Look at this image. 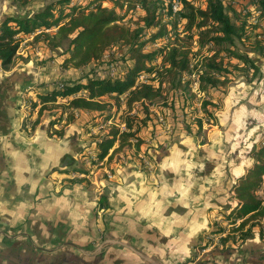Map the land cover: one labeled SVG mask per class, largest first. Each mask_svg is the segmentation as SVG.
Masks as SVG:
<instances>
[{"label": "crops", "instance_id": "obj_1", "mask_svg": "<svg viewBox=\"0 0 264 264\" xmlns=\"http://www.w3.org/2000/svg\"><path fill=\"white\" fill-rule=\"evenodd\" d=\"M42 46L28 45V60L18 55L9 71L0 63V264H264L258 229L225 247L212 235L215 223L225 225L218 212L237 204L236 181L255 162L232 135L245 116L241 88L206 142L164 132L146 144L149 166L133 151L93 164L96 113L52 125L59 110L30 107L37 94L83 76ZM253 128L249 135L262 132Z\"/></svg>", "mask_w": 264, "mask_h": 264}, {"label": "trees", "instance_id": "obj_2", "mask_svg": "<svg viewBox=\"0 0 264 264\" xmlns=\"http://www.w3.org/2000/svg\"><path fill=\"white\" fill-rule=\"evenodd\" d=\"M114 1L115 7H108L101 0H79L77 3L60 0L58 3H47L41 10L23 17L6 16L0 23V63L6 71L14 65L24 41L22 36L27 35H34L35 42L43 41L52 51L62 49L63 44L69 41V50L64 53H69V57L63 55V69H79L91 63L99 65L106 50L120 44L129 47L133 65L127 68L123 77L92 78L88 74L78 81H65L60 88L45 95H36L38 102L30 107L36 108L39 103L40 114L48 110L49 106V110H59L54 114L57 118L51 122L52 125L65 119L67 126L75 121L81 111L97 113L96 119L100 120L105 117V112L120 106L123 96L127 98L128 110H132L135 104L144 106L146 103H153L162 97V89L166 83L175 86L190 85L188 81L184 83L183 78L193 73L191 47L185 43L175 44L144 53L145 45L139 44L142 31H132L120 25L121 18L117 9L125 6L129 10L139 8L145 13L140 22L146 29L155 30L151 38L153 42L166 38L173 31L178 32L180 37L181 33L190 34L195 29L197 34L191 36H198L200 46L219 47L203 58L202 67L195 74L200 92L207 93L209 89L227 86L232 81L231 76L235 78L244 75L249 82L259 76L260 68L256 61L236 50L244 28L233 23L222 0H207L204 7L196 6L193 0H181L182 8L178 13L172 10L173 0ZM23 2L26 4L28 0ZM258 3L264 9V0H258ZM58 5L61 7L56 9ZM181 21L186 22L184 31L178 30ZM55 28V33L48 32ZM221 47L225 48L223 50L228 54L227 59H236L242 66L233 65L231 61L225 64ZM160 57L161 67L152 65ZM144 74L158 76V86L148 83L138 85L139 77ZM78 94L82 95L77 96ZM208 104H204L203 111L213 119L215 117L207 108ZM146 114H149L148 109ZM137 121V117L126 115L122 123L124 129L114 125L108 132L93 136L96 153L92 163L103 162L108 157L110 160L126 146L133 147L137 154L154 162L151 148L142 149L145 139L139 136L141 126L136 125ZM202 122V119L197 121L199 130L202 129ZM97 124L98 122L93 126ZM55 134L63 136L64 129ZM112 149L113 153L110 155ZM251 157L255 162L238 178L233 187L237 204L228 205L218 212L225 225L215 223L217 229L212 235L222 236L220 243L223 247L229 242L242 244L252 239L257 229L259 235L264 237V142L254 148ZM106 199L104 195L100 198L102 208L108 206Z\"/></svg>", "mask_w": 264, "mask_h": 264}, {"label": "rangeland", "instance_id": "obj_3", "mask_svg": "<svg viewBox=\"0 0 264 264\" xmlns=\"http://www.w3.org/2000/svg\"><path fill=\"white\" fill-rule=\"evenodd\" d=\"M58 1L60 0H28V2L24 4L23 0H0V19L4 20L6 16L23 17L28 14H33L34 12L41 10L47 3H58ZM71 1L72 3H77L79 0ZM193 1L195 2L196 6L204 7L207 3V0ZM222 1L227 3L226 8L232 18L233 23L238 27L244 28L242 38L237 41L236 50L242 54H247L250 58L256 61L260 68L259 76L253 82H249L244 75H239L235 78H232L231 76L232 81L227 86L209 89L207 93L200 92L198 85L196 84L197 76L195 74L197 73V70L201 69L203 58L211 55L212 51L219 49V47L200 46V44L197 42L198 36H191L197 34V30L195 29L190 34L181 33L180 37H178V32L173 31L166 38L153 42L151 38L154 35L155 30L146 29L144 24L140 22L141 18L145 15L141 9L137 8L135 10H129L126 8L127 6H125L123 9L118 8L117 10L121 18L120 25H123L132 31L137 29L142 31L140 33L139 44L145 45L143 47L144 53L157 51L163 47L175 44L182 45L185 43L189 45L192 49L191 58L193 73L190 75H185L183 78V82L185 83L188 81L187 83L190 85L183 84V86H175L166 83L163 86V95L161 98L153 103H146L144 106H142L140 103L135 104L132 110H128L126 106L127 98L126 96H123L120 99V106L117 107V105L110 112H105V117L101 118L97 126H95L97 127L98 134H104L108 132L114 125H119L121 129H124L122 124L123 118L126 115H132L137 117L139 120L136 122V125L141 126L139 136L145 139V144L142 147L143 150L146 149V144L158 141V138L161 137L164 132H166L168 135L177 134V137L180 133H185L196 138V142L198 143L206 142L208 137L211 135L210 130L213 129V125H219L216 117L218 112L224 110V106L226 104L225 101L230 96L234 95V91H236V89L239 87L242 89L241 93L244 94V96L241 95L240 97L245 108V116L239 123L238 131H236L237 127L232 130V135L239 136V139L243 140L242 147L239 148L242 153L251 152L255 147L261 145L264 142V129L262 130V125L264 126V13H258V16H254L255 11L250 10L247 13L239 11L241 9L251 8L256 11L260 10L261 7L258 5V0H237L238 10L233 4L234 0ZM101 2L108 7H115L116 5L114 0H101ZM60 7L61 6L58 5L56 9H59ZM163 12L166 13V10ZM254 18H256V20H254ZM165 21H168V19ZM185 29L186 22L181 21L178 26V30L184 31ZM56 31L57 29L55 28L48 32L53 34ZM22 37L27 41V44L23 43L22 50L21 52L19 51L20 53L18 55H20V57H24L22 60H20V62H25L30 57L27 56L26 58V54L24 53L28 45L31 44L38 46L42 44L43 46H46L43 41L35 42L34 35ZM259 48L262 50L258 51L257 49ZM47 49H49V47H47ZM221 49V55L223 59H225V64H228V61H231L233 65L238 64L242 66V63L236 59H227L228 54L225 52V50H223L225 48L221 47ZM49 50L50 52H54L57 57H64L63 55H65L67 58L69 57V53H64L69 50V41H66L63 44L62 49L54 51L51 49ZM65 57L63 58V62L65 61ZM52 58L54 57H50V59ZM44 61L45 60L38 62V64H42ZM100 61L101 62L99 65L91 63L87 67H82L77 70L82 71L83 76H88V74H91L92 78H118L123 77L127 68L133 65V60H131L129 57V47L121 44L106 50ZM62 65L63 63L61 64V67ZM152 65L161 67L162 58H158ZM71 69L74 68L71 67ZM142 77L144 80H142L140 76L138 81L141 79L143 82L137 83L138 85L148 83L155 85V87L158 86V76L144 74ZM81 78L72 81H78ZM80 95L82 94H78L77 96ZM205 103H209L207 108L215 118L212 119L204 113L203 107ZM147 109L149 114H146ZM199 119L203 120L201 130H199L196 125ZM106 122L111 123L106 125L105 128L100 129V126ZM251 127H254V130L260 128V132H262L259 135H253L250 132L251 134L249 135L248 128ZM251 137L257 138L256 144L248 141ZM132 151L135 153V155L137 154L133 147L126 146L119 152L117 160L126 159V157L129 156L127 153L131 154ZM112 152L113 149L110 151V154ZM93 153H96V150H93ZM136 156H138V154ZM141 156L142 157L140 158L145 161L147 166H149V162L151 161L142 154ZM92 157L94 158L95 154ZM91 161H95V159H92ZM91 161H89V163ZM96 163L98 164V162ZM90 166L93 167V165ZM222 223L223 220L221 221V224ZM219 239L221 240V238Z\"/></svg>", "mask_w": 264, "mask_h": 264}, {"label": "built area", "instance_id": "obj_4", "mask_svg": "<svg viewBox=\"0 0 264 264\" xmlns=\"http://www.w3.org/2000/svg\"><path fill=\"white\" fill-rule=\"evenodd\" d=\"M233 1V0H232ZM223 3H224V5L225 6H227V3L225 2V1H223ZM237 0H234V5H235V8L238 10V8H237ZM259 5V4H258ZM260 6V5H259ZM257 7V6H256ZM261 7V6H260ZM181 8H182V3H181V0H173V2H172V10H173V12L174 13H178L180 10H181ZM250 10H252V11H255V14H254V16H258L259 14H263L264 13V9L261 7V9L260 10H258V11H256V10H254L253 8H251V9H241V10H239V11H241V12H244V13H247L248 11H250ZM259 13V14H258ZM253 19V18H252ZM254 20H256V18H254ZM141 79L142 80H144L143 79V77L141 76ZM140 79V80H141ZM138 81V83L139 82H143L142 80L141 81ZM111 122H106V123H104V124H102L101 126H100V129H103V128H105L106 127V125H109Z\"/></svg>", "mask_w": 264, "mask_h": 264}]
</instances>
